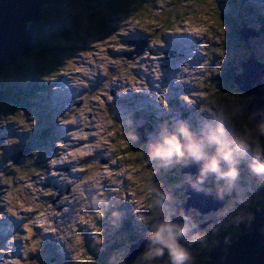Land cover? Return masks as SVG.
<instances>
[{
    "label": "rangeland",
    "instance_id": "1",
    "mask_svg": "<svg viewBox=\"0 0 264 264\" xmlns=\"http://www.w3.org/2000/svg\"><path fill=\"white\" fill-rule=\"evenodd\" d=\"M101 8L63 3L51 25L43 26L47 33L77 23L84 27ZM132 9L110 17L106 29L87 30L69 43L70 61L52 78L46 97L38 98L41 108L0 117V264L87 263L88 253L107 250L118 236L130 245L129 238L138 234L154 247L155 220H165L174 203L187 197L179 184L195 186V175L182 171L195 156L222 157L197 202L208 205L230 195L227 203L208 213L199 211L201 205L190 207L173 234L195 229L192 235L179 246L145 251L132 264H195L211 237L244 213L246 194L260 199L264 130L248 121L255 135L241 136L252 98L220 90L219 79L235 59H248L245 52L264 63V34L248 31L255 36L234 44L225 19L234 9L256 25L264 0H141ZM156 120L163 124L155 125ZM140 125L151 128L143 150L133 149L131 133ZM50 126L53 141L46 143L43 170L31 175L15 168L12 157L29 150L28 137L45 134ZM47 244L55 245L54 253ZM164 251L154 262L153 256ZM123 253L118 247L108 258Z\"/></svg>",
    "mask_w": 264,
    "mask_h": 264
},
{
    "label": "trees",
    "instance_id": "2",
    "mask_svg": "<svg viewBox=\"0 0 264 264\" xmlns=\"http://www.w3.org/2000/svg\"><path fill=\"white\" fill-rule=\"evenodd\" d=\"M74 1L81 3L82 6H86L88 9L97 5L98 6L101 5L103 8H101L102 10L96 11L95 13L92 12L91 14L92 19H88L86 23H84V27H81V25L77 23V24H72L67 28L63 27L62 30H53L47 33V28H45L43 25L48 26V24L52 23L53 19L51 18L57 14V11H59L60 6L63 3L74 2ZM140 1L141 0H97L96 2H94V4H86V3H82L80 0H53L51 4L44 6L42 8V18L39 21H36L29 25V27L33 28V31H35V36H36L35 48L29 51L25 56L16 60L14 63L5 66L0 70V81H1L0 82V117L2 118L6 113H14L18 109L20 112H28L31 109L30 106L39 104L40 100L38 98H41L40 96L46 97V93H45L46 89L53 84L52 78L55 77V75L58 73L59 69L63 64H68V62L70 61L72 53L70 52L68 46L69 43L72 40H76L77 38H79V35L84 34V32L87 30L93 32L95 29H99V30L106 29V27H109V25H106V21H108L110 17L120 15L122 13L124 14L125 12H129V11L132 12L133 11L132 8L137 4V2ZM144 1L146 2L147 0ZM247 16L248 17L243 16L242 12L233 9L231 11L230 16L227 18L225 17L227 25L229 26L227 37L230 42L233 41L232 43L235 44L234 40L237 38L243 40L244 42H248L245 41L243 37H241V33H240L241 29H246L249 31L251 30L250 32H252V30H255L256 33L264 34V14L261 13L260 15H257L256 20L258 22L256 23V25L255 23L252 24L248 23L251 21L246 20L247 18H249V15ZM224 49H227L226 45ZM245 53H246L245 57L248 58L254 57L252 53L249 52H245ZM29 58L35 61L32 63V65L29 66L25 65L26 63L19 65V62L28 60ZM240 60L237 61V59H235L234 62L232 63L231 70H229V72L227 71L228 73L227 72L223 73L220 76V79L218 78L221 81L220 90H224L225 92L240 91L238 89V86L233 82L234 77L241 71V64L243 63V61H245L244 58L243 61L242 58H240ZM255 60L261 62L257 59ZM219 72L222 73V71ZM7 77H11L14 80L12 85H9V83H5L4 81H2ZM35 107H37V109L41 108L38 105H36ZM42 110L46 111L47 109L45 108ZM135 114L138 115V111H136ZM139 115L141 119L142 117L143 119L145 118L140 113ZM241 127L242 128L240 132L241 134H243L241 136L248 137L255 135V133L253 132V125H251L248 122L247 118ZM45 131L47 133L45 134L41 133L40 136H37L36 138H34V136L28 137L26 144L28 145L27 147L29 150H26L27 153L21 154V158L19 157L16 160V162H13L15 168H25V170L29 171L31 175L35 173H40L41 170H43V167L45 166L46 162L42 161V158L49 150L46 149V143L49 142L50 139H52L53 141V134H52L53 131L51 129V126L50 128H47V130ZM31 143L35 145L34 149H31L29 146L31 145ZM133 149H137V150L140 149L137 143L134 144ZM221 158L222 157L220 156H218L217 158H213L214 165L218 164ZM27 159L30 162H27ZM212 173L213 171L211 172V174ZM189 175L191 177V174ZM192 175L194 176V174ZM210 180L211 179L207 181L206 187L204 189V194L208 189V184L210 183ZM181 185L182 184H179V189ZM256 195L257 194H255V196ZM258 196L260 197V199H258L259 201L253 199L254 194L252 195V197L246 195V201L248 200L249 202L246 203L248 204V206H245V208H243L242 211L247 212L249 208L254 205L258 206L259 209L264 210V193L262 192L261 194H258ZM186 199L187 197H181V201H184V203L183 202L182 203L180 202L179 204L174 203L175 204L174 208L176 209L181 208L185 204ZM235 217L232 218L229 227L226 228V231L228 232L227 238H232L233 240L237 238L238 232L240 230V227L237 222L241 217V215L238 216L237 214L235 215ZM157 220L158 219L155 220L156 222L155 226L152 227L154 229L160 223L164 222V218L159 219L158 221ZM26 230L27 232L30 231V229L27 227ZM261 233L264 236V226L263 228H261ZM213 236L215 237L216 235L214 234ZM29 237L31 239V242H33L35 236L32 235ZM129 239L132 240V243H135L141 240V236L137 234V236L135 237L133 236V238H129ZM122 243L123 240L121 236H118L116 239H114L113 243H111L108 246L107 250L102 249L97 253L94 252L88 253L87 263L78 262V261L72 263L132 264L135 260H137L138 257H141L143 254H145V251H151L149 249V245H147L143 250H141L139 255L133 261L127 263L124 257L129 253V249L127 247L129 244L128 243L122 244ZM216 244H217V239L211 237V239L208 241L207 246L211 247V246H215ZM207 246L204 248L202 252L197 254V257L194 260L195 264H205L206 261L209 259L208 252L210 249ZM47 247H49L51 250H54L53 245L47 244ZM118 247H121V249L124 251L122 257H119L117 259L108 258L110 253L112 254L115 249H118ZM35 251L38 252L39 250L36 249ZM32 254L34 256L37 253L32 252L31 255ZM51 254H49V256ZM163 254H165V251L162 254H156L155 256H153V261L154 262L159 261L160 255ZM53 263L59 264V261H55ZM60 263L65 264V262L62 261H60ZM33 264H36V262H34ZM66 264H71V263L67 262Z\"/></svg>",
    "mask_w": 264,
    "mask_h": 264
},
{
    "label": "water",
    "instance_id": "3",
    "mask_svg": "<svg viewBox=\"0 0 264 264\" xmlns=\"http://www.w3.org/2000/svg\"><path fill=\"white\" fill-rule=\"evenodd\" d=\"M52 1L0 0V70L35 48V42L31 37L33 35L32 29L27 25L29 29L26 31V23L41 18L43 4L48 5ZM83 1L94 3L97 0ZM248 31L241 29L240 32L245 41H248L250 36H255L254 33L249 35L251 32ZM255 67H260L261 70H257ZM241 71L234 77L233 82L240 91L252 98L251 103L245 108L246 118L264 130V63L256 61L254 57H249L241 64ZM149 131L145 125L139 126L133 131L140 149L145 148L146 136ZM12 158L16 162L17 157ZM213 167L212 160H202L183 168V172L195 175L192 178L195 186L190 182L180 186V189L187 195L186 206L183 205L185 207L175 209L164 222L153 229L155 246L149 247L150 250L179 246L186 236L195 232V229H191L179 233L178 236L173 234V227L178 228L182 225L183 215L190 207L197 208L201 205V208L198 207L199 211L207 213L216 211L227 203L230 195L211 199L213 202L208 205L201 201L197 202L200 197H205L202 193H204L207 181L210 179ZM202 169L206 170L205 173L196 175ZM196 185L200 188L199 191ZM231 196L235 197V194H231ZM237 223L240 232L243 231V234H238L237 238L233 240L227 238V231L220 230L215 237L213 236L214 239H217V244L209 247L208 256L210 260L208 259L205 264H264V236L261 233V227L264 225V211L258 206H251L247 212L242 213ZM148 243L145 239H141L131 244L128 247L129 253L124 257L125 261L127 263L133 261Z\"/></svg>",
    "mask_w": 264,
    "mask_h": 264
},
{
    "label": "bare ground",
    "instance_id": "4",
    "mask_svg": "<svg viewBox=\"0 0 264 264\" xmlns=\"http://www.w3.org/2000/svg\"><path fill=\"white\" fill-rule=\"evenodd\" d=\"M42 18V17H41ZM41 18H39L38 20H35V21H32V22H30V23H34V22H36V21H39ZM143 43H145V42H143ZM140 49V48H139ZM138 49V51L140 52V50ZM137 51V50H136ZM138 52V53H139Z\"/></svg>",
    "mask_w": 264,
    "mask_h": 264
}]
</instances>
